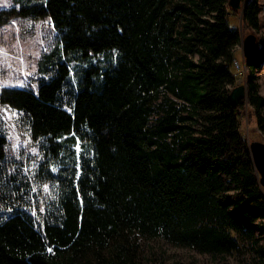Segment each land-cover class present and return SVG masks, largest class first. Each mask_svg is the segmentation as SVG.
I'll list each match as a JSON object with an SVG mask.
<instances>
[{
	"label": "trees",
	"instance_id": "1",
	"mask_svg": "<svg viewBox=\"0 0 264 264\" xmlns=\"http://www.w3.org/2000/svg\"><path fill=\"white\" fill-rule=\"evenodd\" d=\"M11 2L0 25L48 18L56 33L37 63V93L0 91L41 144L39 175L54 196L40 219L11 206L0 133V264H142L143 239L211 256L256 244L264 196L243 104L229 100L241 35L228 0ZM262 14L249 0L244 30L258 31ZM246 66L264 138V40Z\"/></svg>",
	"mask_w": 264,
	"mask_h": 264
},
{
	"label": "rangeland",
	"instance_id": "2",
	"mask_svg": "<svg viewBox=\"0 0 264 264\" xmlns=\"http://www.w3.org/2000/svg\"><path fill=\"white\" fill-rule=\"evenodd\" d=\"M259 1L264 9V0ZM11 5V0H0V12L8 10ZM260 19V29L251 31L244 30L242 16L239 13H232L229 16L230 26L238 29L241 35L239 44L234 48V57L242 65L247 61L242 56V39L253 33L258 38V45L264 40L263 14ZM55 35L53 25L48 18L35 21L13 18L0 25V91L4 88H29L33 93H37L40 82L37 63L42 52L52 48ZM256 75L258 94L264 97V68ZM247 76L248 68L245 75H236L234 78L240 82L239 85H242L247 84ZM67 95L66 92L65 98ZM242 104L241 132L245 140L264 142L248 105V96ZM64 108L69 111L67 106ZM12 112L19 115H10ZM0 133L6 141L3 185L4 189L8 190L7 198L10 199L11 206L27 211L33 218L40 219L54 196L52 186L43 181L39 175V167L43 161L41 144L38 140L32 139L29 123L23 112L1 103ZM13 145L17 147L13 148ZM32 149H35L36 155L30 157ZM26 167L30 169L28 173L24 171ZM45 185L48 186L47 189ZM33 189L35 191H32ZM41 207L44 211H39ZM33 208L37 210L35 216L32 215ZM263 223L264 221L258 223V229ZM258 229L254 236L256 244L243 239L237 252L218 256L200 254L189 248L174 247L159 238L143 239L139 243L141 261L142 264H264V234Z\"/></svg>",
	"mask_w": 264,
	"mask_h": 264
},
{
	"label": "water",
	"instance_id": "3",
	"mask_svg": "<svg viewBox=\"0 0 264 264\" xmlns=\"http://www.w3.org/2000/svg\"><path fill=\"white\" fill-rule=\"evenodd\" d=\"M249 0H228V5L234 13H242ZM259 45L258 38L255 34L251 33L245 36L242 42V56L244 60H253L258 55ZM248 95V90L245 85H239L234 88L229 94V100L232 106H237L242 103ZM248 150L250 158L255 169L257 176L259 177V185L262 188L264 196V142L254 140L248 141Z\"/></svg>",
	"mask_w": 264,
	"mask_h": 264
},
{
	"label": "snow or ice",
	"instance_id": "4",
	"mask_svg": "<svg viewBox=\"0 0 264 264\" xmlns=\"http://www.w3.org/2000/svg\"><path fill=\"white\" fill-rule=\"evenodd\" d=\"M7 111V110H6ZM69 111H70V109H69ZM10 115H19L18 113H15V112H12ZM0 139H2V137H0ZM17 146L16 145H13V148H16ZM75 150H76V152H77V154H79L80 153V151H81V148H80V141L79 140H77V143H76V146H75ZM32 155H36V152H35V149H32L31 150V153H30V157L32 156ZM17 159H19V157H17ZM34 167H35V165H34ZM77 167H78V165H77ZM24 171H25V173H28L29 171H30V169L29 168H25L24 169ZM51 171L53 172V173H55L56 172V169L53 167V168H51ZM35 175V174H34ZM45 187V189H47V185H45L44 186ZM32 191H35V189H33ZM39 211H44V208L43 207H41L40 209H39ZM36 212H37V210H36V208H33L32 209V215H36ZM49 252H51V249H49Z\"/></svg>",
	"mask_w": 264,
	"mask_h": 264
},
{
	"label": "built area",
	"instance_id": "5",
	"mask_svg": "<svg viewBox=\"0 0 264 264\" xmlns=\"http://www.w3.org/2000/svg\"><path fill=\"white\" fill-rule=\"evenodd\" d=\"M244 63L245 62H243V65L240 63H235L234 65H231V71H232L234 76H236V75L242 76V75L246 74L247 66ZM236 84L239 85L240 82L238 80H236Z\"/></svg>",
	"mask_w": 264,
	"mask_h": 264
},
{
	"label": "bare ground",
	"instance_id": "6",
	"mask_svg": "<svg viewBox=\"0 0 264 264\" xmlns=\"http://www.w3.org/2000/svg\"><path fill=\"white\" fill-rule=\"evenodd\" d=\"M242 42H243V39H242ZM241 44H242V43H241ZM244 62H245V61H244ZM235 63H239V61L236 60V59H234L232 65H234ZM245 65H246V63H245ZM232 74H233V73H232ZM233 76H234V75H233ZM234 77H235V76H234ZM242 85H245V86H246L247 84H242ZM237 86H239V85H237ZM237 86H235L234 88H236ZM246 87H247V86H246ZM234 88H233V89H234ZM233 89H232V90H233ZM232 90H231V91H232ZM247 96H248V95H247ZM240 103H241V102H240ZM240 103H239V104H240ZM248 151H249V150H248ZM252 165H253V164H252ZM254 170H255V169H254ZM260 187H261V186H260ZM261 189H262V188H261Z\"/></svg>",
	"mask_w": 264,
	"mask_h": 264
}]
</instances>
